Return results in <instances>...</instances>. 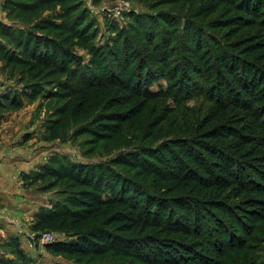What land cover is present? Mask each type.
<instances>
[{"label":"trees","instance_id":"16d2710c","mask_svg":"<svg viewBox=\"0 0 264 264\" xmlns=\"http://www.w3.org/2000/svg\"><path fill=\"white\" fill-rule=\"evenodd\" d=\"M68 1L29 0L27 8ZM202 6L207 19L164 11L140 21L154 37L148 60L159 72L133 49L136 36L125 34H136V21L119 30L124 41L113 53L110 43L99 47L90 33L75 32L83 23L40 29L87 34V65L54 40L0 24V37L20 45L18 55L2 52L9 66L32 79L71 75L50 95L63 103L42 141L88 137L87 156L110 157L92 167L53 158L42 168V176L70 178L85 192L80 206L42 210L35 219L38 238L66 234L49 253L80 263L112 256L99 264H264V0ZM154 23L163 25L159 45ZM162 81L167 87L155 91ZM11 104L22 106L0 96V109ZM7 247L30 263L17 238Z\"/></svg>","mask_w":264,"mask_h":264},{"label":"rangeland","instance_id":"374dc122","mask_svg":"<svg viewBox=\"0 0 264 264\" xmlns=\"http://www.w3.org/2000/svg\"><path fill=\"white\" fill-rule=\"evenodd\" d=\"M70 2L74 6H71ZM27 4L29 0H0V24L21 30L30 29L31 34L54 40L66 50L83 56L86 65L92 59L90 48H84L83 45L86 46V40L83 39L87 34L77 37L70 33L72 27L59 32L40 29L46 25L51 27L53 24L76 26L77 22L78 25L83 23L86 29L82 28L80 31L76 29L75 32L81 35L90 33L92 38L90 44L96 43L99 47L110 43L108 53H113L112 49L118 51L117 46L119 45V48L122 46L125 34L131 33L136 36L131 42L133 49L145 58L142 60L146 62L145 65H149L157 72L164 68L161 65H152L148 60L150 55H155V52L147 41L154 37L146 31V26L141 25L140 21L149 14L153 16L159 14L163 18L164 11L181 16H194L199 12L203 19H207L205 12L207 9L202 10L203 0H69L63 6H51L37 13L27 8ZM62 16H66V19H62ZM134 21H136L137 35L134 30L127 31L124 35L119 33V30L131 26ZM181 22L183 23V20ZM155 24L157 23H154L153 29L157 38L154 42L159 45L162 40L163 25L158 23L159 26L156 27ZM0 27L2 28L1 25ZM21 30L15 32L23 33ZM19 47V44L0 37V96L10 94L14 100L22 104L18 107L11 104L0 109V165L3 164L0 168V223L3 222L16 229V236H8L5 231L0 230V258L22 264V261L7 247L10 239L17 238L26 257L31 260L29 264H99L102 260L106 262L112 257L111 255L80 263L76 258L49 253L47 245L42 246L41 239L31 230L42 210L52 211L66 204L70 207L80 206L85 194L83 189L70 182V178L53 179L46 175L42 176L41 170L49 160L58 158L62 162L64 160L66 163H71V166L84 163L92 167L99 162L109 160L110 157L87 156L90 149L86 146L88 137L78 140L69 137L60 141H42L46 127L55 119L63 103L60 98L51 99L50 95L54 91H60L61 84L69 83L71 75L46 71L42 78L35 76L34 79L30 78L24 68L9 66L2 58L4 50H13L15 53H12L18 55ZM183 63L184 61H181L180 66ZM169 64H173V61ZM135 66H131L129 73L134 71ZM99 72L97 70V74H100ZM190 76L200 79L195 74ZM76 80H79V77ZM166 87V82L162 81L153 89L156 91ZM34 88H37V91L32 92L31 97L26 96ZM27 90L29 91L26 92ZM31 175L33 176L26 179V176ZM52 234L60 241L67 239L64 232Z\"/></svg>","mask_w":264,"mask_h":264},{"label":"built area","instance_id":"2783aa9c","mask_svg":"<svg viewBox=\"0 0 264 264\" xmlns=\"http://www.w3.org/2000/svg\"><path fill=\"white\" fill-rule=\"evenodd\" d=\"M39 239H41L42 246L52 245L59 241L57 236H54L52 233H44L39 237Z\"/></svg>","mask_w":264,"mask_h":264},{"label":"crops","instance_id":"0c3cea01","mask_svg":"<svg viewBox=\"0 0 264 264\" xmlns=\"http://www.w3.org/2000/svg\"><path fill=\"white\" fill-rule=\"evenodd\" d=\"M3 164L0 165V168L2 167ZM5 224V223H4ZM3 222L0 223V230H2V232L5 231V233L8 235V236H16V229L14 230L13 227H9L7 226V224L4 225Z\"/></svg>","mask_w":264,"mask_h":264}]
</instances>
